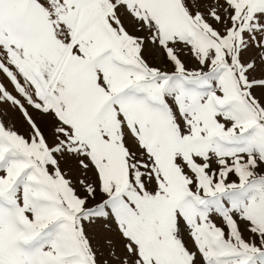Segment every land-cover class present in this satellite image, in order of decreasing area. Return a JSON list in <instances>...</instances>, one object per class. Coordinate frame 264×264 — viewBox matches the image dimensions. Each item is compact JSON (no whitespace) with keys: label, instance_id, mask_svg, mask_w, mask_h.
I'll return each mask as SVG.
<instances>
[{"label":"snow or ice","instance_id":"1","mask_svg":"<svg viewBox=\"0 0 264 264\" xmlns=\"http://www.w3.org/2000/svg\"><path fill=\"white\" fill-rule=\"evenodd\" d=\"M0 264H264V0H0Z\"/></svg>","mask_w":264,"mask_h":264}]
</instances>
